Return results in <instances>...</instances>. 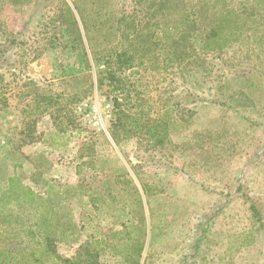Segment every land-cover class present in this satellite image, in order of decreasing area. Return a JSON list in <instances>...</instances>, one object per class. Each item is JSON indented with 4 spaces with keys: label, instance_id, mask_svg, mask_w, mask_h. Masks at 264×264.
Returning a JSON list of instances; mask_svg holds the SVG:
<instances>
[{
    "label": "rangeland",
    "instance_id": "rangeland-1",
    "mask_svg": "<svg viewBox=\"0 0 264 264\" xmlns=\"http://www.w3.org/2000/svg\"><path fill=\"white\" fill-rule=\"evenodd\" d=\"M190 2L0 0V264H264V9L217 0L241 28L206 50L161 28Z\"/></svg>",
    "mask_w": 264,
    "mask_h": 264
},
{
    "label": "trees",
    "instance_id": "trees-1",
    "mask_svg": "<svg viewBox=\"0 0 264 264\" xmlns=\"http://www.w3.org/2000/svg\"><path fill=\"white\" fill-rule=\"evenodd\" d=\"M190 2V15L193 16V18H189V20H186V15L180 12H175L171 9H167L164 13V19L161 23V26L163 25L162 30L164 35L169 39L172 37V42L174 43H180L182 38H184V32L185 30L193 26L195 22L198 20L200 26V36L203 38V48L206 50L209 49H223L229 42H231L234 37H236V34L238 30L241 28V24L238 21L239 15L227 7L226 5H223L222 10L217 13V11L214 10V5L217 0H189ZM254 2L257 4V6L260 7V9H264V0H254ZM74 10L70 5L66 4V13L63 15V20L65 21V24L67 26V29L70 33L71 39H73V42L75 44H80L84 56H85V63L86 67L89 69L91 67L89 58L87 57V54L85 52L86 46H85V39L89 43V47L92 48V45H95V41L92 39L90 35V29L91 25L88 22L87 15L85 14V8L82 7L78 2L74 4ZM81 24V25H80ZM94 46V47H95ZM97 54L101 53L100 50L97 49ZM116 54V53H115ZM114 54V55H115ZM112 60L107 59L105 62H107V66L110 68V65L113 62V56ZM149 57V60H153L156 66L154 69H157L160 67V58L158 53L151 52L147 54ZM124 61H117V64H124ZM98 82L102 83L101 76L98 78ZM197 99L204 98H194V101ZM207 101V100H206ZM211 103H217L220 105H224L223 101H219L217 99H213L210 101ZM145 193L149 192V189H144ZM24 195L26 193L29 195V197L36 195L33 190L28 188V186H25L21 183L20 179L16 176H10L7 179V189L3 192V198L6 201H3L2 204L8 203V200H11L12 198H19L21 195ZM251 209L253 215L257 217L258 221L263 220V215L261 212L258 211V208L254 202L251 204ZM5 221L8 219L3 218ZM48 218H43L44 222H47ZM38 225L40 224L38 221L35 222ZM35 225V224H34ZM49 225V224H48ZM49 229H51L50 226H48ZM48 231L45 232L38 230L36 231V234L39 235H48ZM10 252V251H9ZM8 252V253H9ZM11 253V252H10ZM7 258V253L4 251H1L0 249V263L5 262ZM15 258H11L9 261H13ZM19 261V260H18ZM17 261V262H18ZM35 261H38V258H35ZM137 263V262H136Z\"/></svg>",
    "mask_w": 264,
    "mask_h": 264
},
{
    "label": "crops",
    "instance_id": "crops-1",
    "mask_svg": "<svg viewBox=\"0 0 264 264\" xmlns=\"http://www.w3.org/2000/svg\"><path fill=\"white\" fill-rule=\"evenodd\" d=\"M139 264H142V263H139Z\"/></svg>",
    "mask_w": 264,
    "mask_h": 264
}]
</instances>
